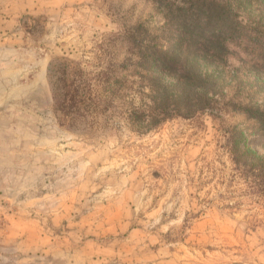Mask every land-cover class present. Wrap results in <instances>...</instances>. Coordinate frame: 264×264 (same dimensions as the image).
<instances>
[{
	"label": "rangeland",
	"instance_id": "1",
	"mask_svg": "<svg viewBox=\"0 0 264 264\" xmlns=\"http://www.w3.org/2000/svg\"><path fill=\"white\" fill-rule=\"evenodd\" d=\"M78 222L115 264H264V0H0V264Z\"/></svg>",
	"mask_w": 264,
	"mask_h": 264
},
{
	"label": "crops",
	"instance_id": "2",
	"mask_svg": "<svg viewBox=\"0 0 264 264\" xmlns=\"http://www.w3.org/2000/svg\"><path fill=\"white\" fill-rule=\"evenodd\" d=\"M23 222L17 219L15 223L20 226ZM61 222L63 220H55L52 227H58ZM11 225H15L14 222ZM74 227L77 228L67 235H58L55 231L47 239L41 234L37 235L34 249L30 248L31 243L27 240L21 242V250L24 247L26 251H23L24 256L22 254L19 257L17 264H115L124 255L121 252L105 251L104 242L97 237V232L90 239L84 236V223L78 222Z\"/></svg>",
	"mask_w": 264,
	"mask_h": 264
},
{
	"label": "trees",
	"instance_id": "3",
	"mask_svg": "<svg viewBox=\"0 0 264 264\" xmlns=\"http://www.w3.org/2000/svg\"><path fill=\"white\" fill-rule=\"evenodd\" d=\"M200 50H202V49L198 48L199 52H200ZM182 53H184V52H182ZM182 55L183 54H181V56ZM150 56L154 58V61H158V60L162 61V62L165 61L164 57L158 56V54H156V52L151 54ZM211 57L214 59H222L221 50H218L216 48ZM186 78H188V77H186ZM157 79H158V77H157ZM74 84H76V82L72 81L71 85H69V88L67 89V94H66L67 97H65L61 102L62 107L67 108L70 113H73L75 115L91 114L93 116L94 111L98 109V106L100 104L99 101L94 100V98L89 97L87 95L86 89L81 88L80 85L74 86ZM178 85L182 86V82H178V84L176 86H178ZM161 91H163V90L161 89L160 85L154 86L153 91H152L153 93H152L150 98H151L152 107L155 109L166 108L164 106H161L164 104V102L161 101L164 98V94H162ZM141 106L143 107V109H144V107L151 109V106L147 102H144L143 104H141ZM162 114L165 115L166 113L165 112H159V113L154 112V115L152 117H150L149 120H142L141 122H134V123H137V127H140V129L149 130L164 120V118L161 117ZM155 115H156V117H154ZM159 117H160V119H159ZM243 153H245L246 156L247 155L248 156L253 155L252 150H250L249 148H246L243 151Z\"/></svg>",
	"mask_w": 264,
	"mask_h": 264
}]
</instances>
